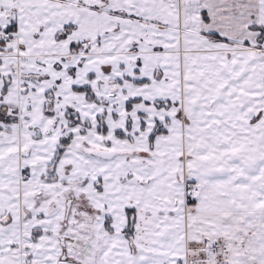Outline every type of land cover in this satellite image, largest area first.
I'll use <instances>...</instances> for the list:
<instances>
[{
	"label": "snow or ice",
	"instance_id": "snow-or-ice-1",
	"mask_svg": "<svg viewBox=\"0 0 264 264\" xmlns=\"http://www.w3.org/2000/svg\"><path fill=\"white\" fill-rule=\"evenodd\" d=\"M0 264H264V0H0Z\"/></svg>",
	"mask_w": 264,
	"mask_h": 264
}]
</instances>
